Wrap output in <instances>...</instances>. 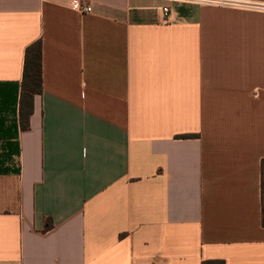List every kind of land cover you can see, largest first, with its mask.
I'll list each match as a JSON object with an SVG mask.
<instances>
[{"label":"crops","instance_id":"1","mask_svg":"<svg viewBox=\"0 0 264 264\" xmlns=\"http://www.w3.org/2000/svg\"><path fill=\"white\" fill-rule=\"evenodd\" d=\"M263 159L264 12L0 0V264H264Z\"/></svg>","mask_w":264,"mask_h":264},{"label":"trees","instance_id":"2","mask_svg":"<svg viewBox=\"0 0 264 264\" xmlns=\"http://www.w3.org/2000/svg\"><path fill=\"white\" fill-rule=\"evenodd\" d=\"M43 92L42 76V43L37 41L29 45L25 50L23 77L19 103V120L22 130L30 126V117L34 109V98ZM191 138L192 135L179 136ZM262 176V225L264 227V159L261 161ZM52 226L51 220L47 219L46 230ZM202 264H224L222 261H207Z\"/></svg>","mask_w":264,"mask_h":264},{"label":"built area","instance_id":"3","mask_svg":"<svg viewBox=\"0 0 264 264\" xmlns=\"http://www.w3.org/2000/svg\"><path fill=\"white\" fill-rule=\"evenodd\" d=\"M173 3L188 4V5H210L217 4L223 6L234 7L243 10L264 12V4L253 1L243 0H163ZM72 10L79 13H90L92 8L88 5L82 4L80 1H73L71 5ZM164 15H168L169 9L167 7L162 8Z\"/></svg>","mask_w":264,"mask_h":264}]
</instances>
